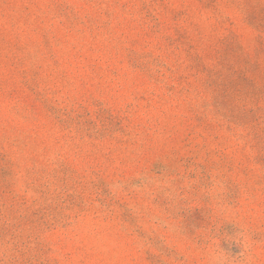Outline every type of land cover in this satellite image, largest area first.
<instances>
[{
    "label": "rangeland",
    "instance_id": "374dc122",
    "mask_svg": "<svg viewBox=\"0 0 264 264\" xmlns=\"http://www.w3.org/2000/svg\"><path fill=\"white\" fill-rule=\"evenodd\" d=\"M0 264H264V0H0Z\"/></svg>",
    "mask_w": 264,
    "mask_h": 264
}]
</instances>
